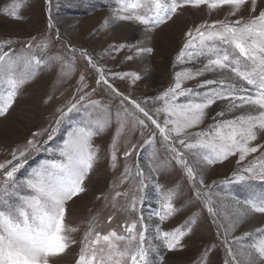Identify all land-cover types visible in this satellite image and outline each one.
I'll list each match as a JSON object with an SVG mask.
<instances>
[{"label":"snow or ice","instance_id":"6c2138e0","mask_svg":"<svg viewBox=\"0 0 264 264\" xmlns=\"http://www.w3.org/2000/svg\"><path fill=\"white\" fill-rule=\"evenodd\" d=\"M259 0H118V7L113 15L106 19L102 28L109 27V20L133 21L144 26V41L150 39L151 33L159 25L170 20L179 9L185 6L199 8L207 6L209 14L220 7L229 6L230 11L223 20L200 23L186 33V42L176 56V62L184 63L194 58L203 57L206 63L203 67L192 71L183 69L174 73V84L158 95L153 103L162 102L154 109L155 116L142 106L147 101H137L129 95L119 91L109 82L108 76L102 66H99L88 55L86 50L70 48L73 55L65 59L59 54L47 55L50 42L45 39L35 45L40 55L35 54L32 42L27 43V53L14 55V49L5 51L12 41L0 43V116H4L11 107L19 90L28 82L35 79L42 66L50 62L60 64V77H71L75 72L74 55L79 51L90 67L96 71L97 86H106L109 94L119 97V107L115 112L117 129L111 144V160L113 168L117 161V144L126 129L135 131L148 127L147 121L158 130L164 145L174 155L171 157L184 170L190 181L196 182V170L189 164L185 150L197 158V163L214 165L227 160L230 156L238 154V164L250 155L257 153L264 144H254L260 133H264V5L257 9ZM49 14L51 0H48ZM23 5L14 2L10 14L15 19H22L18 15ZM247 7L249 15L245 18L238 15ZM229 16H236L232 20ZM55 25L49 15L48 28ZM56 38L59 39L57 32ZM141 41V43H144ZM116 51L124 47L136 48V55L151 54L153 49L138 45H113ZM129 56L127 59L131 60ZM219 73L220 79H206L203 85H218L209 90L199 99L190 98L185 102H178L179 97H196L191 88L183 87L188 80L203 76L205 73ZM112 78H130L135 84L141 77L135 72L112 73ZM87 84L83 73L79 78V86L73 95L72 101L57 109L58 115L50 125L47 140H52L58 132L61 123L70 113H83V118L67 133V139L59 149L62 159L55 163H44L33 169L29 177L18 180L16 173L27 163L30 154L38 153L42 144L36 138L44 134L34 132L26 144L17 146L11 153L12 159L0 163V264H53V259L66 253L76 243L72 233L78 232V227L66 224L67 203L86 189L84 182L92 171L98 159L99 148L93 144V138L102 133L112 123L113 113L110 104H102L99 100H91L90 92H86ZM95 92V88L92 89ZM218 100H227V112L222 109L217 117H225L238 109H246L235 116L225 119L213 117V123L207 130L190 133L189 130L197 128L203 123L209 109ZM88 101L87 104L84 102ZM127 102V104L125 103ZM131 105V108L128 107ZM164 115L163 122L158 119ZM47 131V130H45ZM155 133L146 141L154 146ZM47 143V141H44ZM180 145L182 147H177ZM136 150L132 145L124 152V157L131 156ZM170 161L166 160L160 165L150 166V173L157 172L166 167ZM247 173V175H244ZM139 177L135 186L128 191H116L111 197V206L117 211L137 213L129 215L120 227L107 232L98 230L99 222L93 216L86 226L76 264H152L150 252H155L159 245L154 244L146 235L149 231L145 218L140 214V207L145 199L144 192L150 176L136 165L133 171L130 165L125 166L121 176V184L127 183L132 176ZM235 181L260 180L264 181V154L255 157L247 166L233 173ZM199 184L203 185L201 177ZM29 190L21 194L19 189ZM159 191V210L154 213L163 223L168 220L177 209L173 204L176 193L172 190H163L157 185ZM197 197L202 195L200 189L196 190ZM204 200L208 213L214 218L217 212L212 206L213 202L207 193ZM125 198V204H119V198ZM108 199L107 197H104ZM239 203V202H238ZM243 210H237L238 220L254 213L264 214V193L243 202ZM114 216L107 218L111 224ZM216 223V220H213ZM196 219L190 221L195 224ZM218 227H224L219 224ZM235 228V223L229 221L226 232ZM177 228L173 231H163L157 226L154 239L159 240L170 251L183 247V238L191 232ZM261 235L251 243H240L244 237L252 235L244 233L236 237V247L229 245L225 238L227 259L225 264H264V229H256ZM209 249L202 254L200 264H207Z\"/></svg>","mask_w":264,"mask_h":264},{"label":"rangeland","instance_id":"374dc122","mask_svg":"<svg viewBox=\"0 0 264 264\" xmlns=\"http://www.w3.org/2000/svg\"><path fill=\"white\" fill-rule=\"evenodd\" d=\"M20 2L23 6L19 9L18 15L22 19H15L10 14L11 5ZM264 5V0H259L257 9ZM118 0H51V12L49 14L48 0H0V43L12 41L11 45L5 46L4 50L14 49L16 54L29 52L26 45L32 42V51L40 55L35 45L47 39L50 42V49L47 55L59 54L70 59L73 53L70 48L86 50L94 62L102 66L105 74L119 91L132 99L143 103L150 114L155 116L154 109L162 102L153 103L154 99L174 84V73L183 69L196 71L203 67L206 60L203 57L194 58L184 63L176 62V56L186 42V33L205 21L212 22L225 19L230 11L229 6H223L213 10L209 14L207 6L193 8L185 6L178 10L166 23L148 33L150 39L144 41V26L133 21L109 20V27L102 28L106 19L113 15V10L118 7ZM49 15L53 24L52 29L48 28ZM238 15L245 18L249 15L247 7ZM229 19H236V16H229ZM57 32L59 39L56 38ZM144 41V43H141ZM138 45L148 46L153 49L151 54L141 53L137 56L136 48L129 47L116 51L113 45ZM75 72L71 77H60V64L50 62L42 66L35 79L25 84L14 99L11 107L4 116H0V163L11 160V153L17 146L24 145L32 138L34 132L43 131L42 136L37 137L42 144V151L30 154L27 163L17 173L18 180L29 177L33 169L44 163L59 162L62 157L59 149L67 139V133L75 126L77 121L83 118L86 109L80 112L70 113L65 121L61 123L58 132L52 140H47L50 125L53 124L58 115L57 109L72 101L73 95L79 98L76 88L79 86V78L83 73L86 92H90L91 100H99L102 104H110V111L113 113L112 123L102 133L93 138V144L99 148L98 159L92 171L84 182L85 191L74 197L67 203L65 222L72 227H78L79 231L72 233L76 241L65 254L53 259V264H76L78 253L81 247L80 241L86 230L87 222L96 216L99 222L98 230L107 232L115 228L120 231L119 225L128 219L129 215L137 213L117 211L111 206V197L116 191H128L135 186L139 177L132 176L127 183L121 184V176L124 173L126 164L135 170L137 164L149 175L147 187L145 188L140 214L145 218L149 231L146 235L152 243L159 245L155 252H150L152 264H200L205 249H209L207 264H225L227 259L225 238L229 245L236 247V237L244 233L252 235L244 237L240 243H251L261 234L256 229H264V214L254 213L248 217L238 220L237 210H243V202L264 193V181L245 180L235 181L233 173L240 168L247 166L255 157L264 154V148L247 157L242 164H238V154L230 156L227 160L207 165L197 163V158L185 150V155L190 165L196 170L197 181H190L185 170L172 160L174 155L164 145L158 130L150 121L146 120L148 127L141 130L131 131L126 129L117 144V161L113 168L111 160V144L116 133L117 123L115 112L119 107V97L109 94L106 86H97L98 74L90 67L87 60L77 51L75 54ZM132 56L131 60L127 57ZM135 72L140 79L131 83L130 78L113 79L112 73ZM219 73H205L203 76L188 80L183 87L191 88L196 97H179L178 102H185L190 98L199 99L209 90L215 89L218 85H201L206 79H220ZM95 88V92L92 89ZM85 104L88 101L84 102ZM127 104V102H125ZM227 100H218L209 109L202 124L197 128L190 129V133L207 130L216 119H225L235 116L246 109H238L225 117H217L216 114L224 109L227 112ZM131 108V105H128ZM164 115L158 117L162 123ZM47 130V131H45ZM155 133L154 146L146 141ZM47 141V143H44ZM254 144H264V133L258 135ZM136 150L131 156L125 159L124 152L132 145ZM177 147H182L177 145ZM170 161L166 167L160 168L157 172L149 171L150 166ZM2 175V174H0ZM244 175H247L245 173ZM203 178V185L199 179ZM157 185H162L163 190H172L176 193L173 204L177 211L168 220L161 223L158 216L154 215L159 210V191ZM200 189L202 195L197 197L196 190ZM21 194H27L29 190L19 189ZM207 193L213 202L212 206L217 212L214 218L205 207L204 200ZM107 197L108 199H105ZM239 202V203H238ZM119 204H125V198H119ZM114 216L111 224L107 218ZM195 218L196 223L190 225ZM216 220V223L213 220ZM229 221L235 223V228L229 230ZM223 224L224 227H218ZM159 226L163 231H173L177 228L186 230L191 227V232L182 240L183 247L176 251L168 250L161 241L154 239L155 229Z\"/></svg>","mask_w":264,"mask_h":264}]
</instances>
